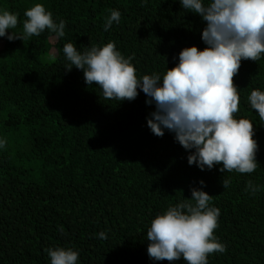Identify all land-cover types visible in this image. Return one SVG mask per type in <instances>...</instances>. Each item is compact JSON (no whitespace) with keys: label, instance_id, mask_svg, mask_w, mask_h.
<instances>
[{"label":"trees","instance_id":"1","mask_svg":"<svg viewBox=\"0 0 264 264\" xmlns=\"http://www.w3.org/2000/svg\"><path fill=\"white\" fill-rule=\"evenodd\" d=\"M37 3L65 22L64 37L46 29L23 38L24 12ZM4 10L18 14L7 35L21 40L0 37V264H50L49 248L78 252L77 264H169L148 257L147 230L192 189L213 196L210 207L220 210L214 234L226 250L209 255L208 264H264V121L248 102L252 90L264 92V54L242 60L234 77L236 118L253 124L259 167L201 171L188 164L194 150L174 133L152 134L147 119L155 104L142 91L133 101L106 100L82 70H66L63 53L66 43L83 53L114 42L133 58L138 77L162 79L181 50L206 47L198 14L179 0H0ZM112 10L120 22L105 31ZM223 179L231 180L227 188Z\"/></svg>","mask_w":264,"mask_h":264},{"label":"clouds","instance_id":"2","mask_svg":"<svg viewBox=\"0 0 264 264\" xmlns=\"http://www.w3.org/2000/svg\"><path fill=\"white\" fill-rule=\"evenodd\" d=\"M183 9L198 14L206 27L201 39L204 50L187 47L179 53V62L158 74L137 76L131 63L114 42L102 47L92 46L83 53L73 43L63 46V53L72 67L82 70L84 82L95 84L104 99L133 101L138 89L155 104V111L147 119V126L157 137L164 129L175 134V140L185 150H194L187 157L189 165L203 171L222 165L221 173L251 174L259 167L256 161L258 145L253 139L255 132L249 119H237L239 90L234 83L241 61L256 62L264 54V0H179ZM23 38L39 36L46 29L55 38L65 35V22L56 23L50 11L42 4H35L24 12ZM121 14L112 10L106 19L104 30L113 22L119 24ZM18 14L0 12V37L18 25ZM9 41L20 39L7 35ZM248 102L251 109L264 121V92L252 90ZM6 144L0 140V148ZM203 185V181L200 182ZM230 179L221 181L227 188ZM247 187L258 191L251 181ZM213 196L192 189L191 198L170 206L164 214L157 215L147 230L148 257L154 261H179L187 264H208V256L223 253L225 245L218 242L220 210L210 207ZM100 239H107L99 233ZM50 264H77L79 253L71 249H47Z\"/></svg>","mask_w":264,"mask_h":264}]
</instances>
